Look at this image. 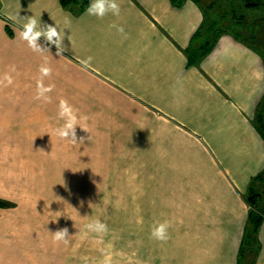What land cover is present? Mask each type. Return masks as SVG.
Masks as SVG:
<instances>
[{"label":"crops","instance_id":"0c3cea01","mask_svg":"<svg viewBox=\"0 0 264 264\" xmlns=\"http://www.w3.org/2000/svg\"><path fill=\"white\" fill-rule=\"evenodd\" d=\"M117 2L118 17L97 19L59 0H0V79L7 73L14 81L0 87V134L42 124L32 102H44L35 99L37 83L40 68L50 67L45 86H71L69 101L136 116L144 128L138 132L151 134L156 204L146 212L153 220L139 217L136 228L152 231L168 222L170 238L162 243L147 236V247L142 238L136 264H264V216L252 243H243L249 184L264 170V139L256 127L264 97L260 51L223 32L210 52L189 64L191 39L205 21L200 3ZM259 2L247 9L258 13L250 21L264 19ZM25 17L56 25L65 51L57 55L43 37L49 53L29 48L20 35ZM113 24L123 26L126 37ZM257 36L264 37V29ZM8 182L0 177V200L10 204L0 208V264H102L95 244L81 249L77 234L67 246L53 243L51 234L62 227Z\"/></svg>","mask_w":264,"mask_h":264},{"label":"rangeland","instance_id":"374dc122","mask_svg":"<svg viewBox=\"0 0 264 264\" xmlns=\"http://www.w3.org/2000/svg\"><path fill=\"white\" fill-rule=\"evenodd\" d=\"M213 1L220 6L211 4L214 13L234 10L239 20L243 17L253 28L264 26L262 17L249 20L258 13L247 10L244 0ZM252 44L264 59V37L257 36ZM73 93L71 86H54L50 103L32 102L38 108L32 112L41 115L42 124L17 125L19 132L0 134V177L8 179L10 189L14 186L16 191H24L21 195L32 196L40 210L46 211L48 221L67 228L69 235L77 234L81 249L95 244L100 251L97 263L136 264L142 238L147 247L152 232H139L136 222L139 217L152 221L146 212L156 204L151 175L157 166L151 164V134L138 132L144 128L136 116H114L93 103L69 101ZM56 95L57 101L52 99ZM59 97L88 117V132L76 130L78 143L83 138V144L72 145L52 135L51 130L63 124L58 119ZM95 220L107 225V233L86 229ZM82 251L86 259L87 253Z\"/></svg>","mask_w":264,"mask_h":264},{"label":"clouds","instance_id":"9594fccd","mask_svg":"<svg viewBox=\"0 0 264 264\" xmlns=\"http://www.w3.org/2000/svg\"><path fill=\"white\" fill-rule=\"evenodd\" d=\"M85 12L88 16L96 17L97 19H104L108 15L119 16L121 13V8L117 0H90L87 5ZM16 19V17H12ZM26 22L23 24V30L20 35L21 38L27 42L29 48L35 52L44 53L49 49L43 47L40 43L43 37L48 44L54 45L57 49V55H61L65 48L63 46V41L65 34L58 30L57 26L42 25L41 20H37L35 17L23 18ZM70 16L65 18V24L70 25ZM110 27L116 28L117 32L126 37V33L123 26L111 25ZM90 59V58H89ZM11 71L15 72L16 69L13 66ZM41 79L37 83V91L35 99L42 100L45 103L51 102V93L54 89V85L45 86L43 83L44 77H50L52 74V69L47 66H42L40 68ZM13 78L9 74H5L2 79H0V87H8L13 84ZM58 119L63 121V124L59 127H55L51 130L52 135H55L59 140L66 141L72 145L83 144V138H80L78 143V138L76 135L77 128H80L84 132H88L86 121L88 117L86 115L79 114L78 110L75 109L67 100H60ZM168 222L160 223L155 226L150 234V238L155 239L159 242H167L169 237ZM89 232H94L97 234L107 233V225L99 220L92 221L85 225ZM53 243L60 244L63 243L67 246L70 242V237L67 228H62L56 230L51 234Z\"/></svg>","mask_w":264,"mask_h":264},{"label":"trees","instance_id":"16d2710c","mask_svg":"<svg viewBox=\"0 0 264 264\" xmlns=\"http://www.w3.org/2000/svg\"><path fill=\"white\" fill-rule=\"evenodd\" d=\"M59 1L64 7L75 5L83 10L87 7L90 0ZM171 1L175 5L181 3V0ZM196 1L197 3H200L199 5L202 7L205 21L191 39L190 47L187 52V60L189 64H195L198 59L210 52L215 45L217 38L223 32H230L234 35L235 39L253 45L252 42L255 41L257 35L264 29V26L253 28L251 24H248V22L243 19V17L239 20L234 10L214 13L211 10L213 8L212 5L217 4L220 8L218 2L213 0H209L207 3H203V0ZM259 4V0H244V7L246 9H254L258 7ZM209 10H211V16H208ZM256 125L257 130L264 139V97L258 106ZM246 201L249 205V213L248 226L244 233L243 243L248 246L256 237L257 230L264 216V170L251 180ZM8 205L10 204L0 200V208L7 207Z\"/></svg>","mask_w":264,"mask_h":264}]
</instances>
